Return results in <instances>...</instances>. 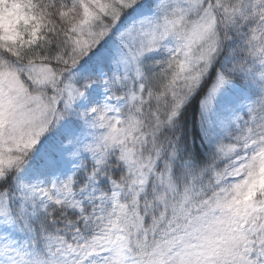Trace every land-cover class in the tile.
<instances>
[{
    "label": "snow or ice",
    "instance_id": "snow-or-ice-1",
    "mask_svg": "<svg viewBox=\"0 0 264 264\" xmlns=\"http://www.w3.org/2000/svg\"><path fill=\"white\" fill-rule=\"evenodd\" d=\"M0 264H264V0H0Z\"/></svg>",
    "mask_w": 264,
    "mask_h": 264
}]
</instances>
